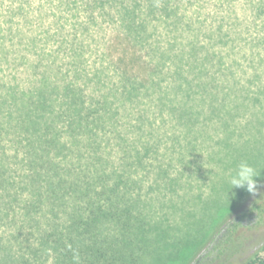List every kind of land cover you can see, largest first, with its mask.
I'll list each match as a JSON object with an SVG mask.
<instances>
[{
    "label": "rangeland",
    "instance_id": "374dc122",
    "mask_svg": "<svg viewBox=\"0 0 264 264\" xmlns=\"http://www.w3.org/2000/svg\"><path fill=\"white\" fill-rule=\"evenodd\" d=\"M30 95L48 98L59 175L65 166L67 182L113 189L82 264H164L183 247L189 257L249 195L229 182L240 162L264 188V0H0V119L15 126L3 113L16 117ZM13 129L0 135V245L32 198L24 140L13 143L26 133ZM11 183L19 193L8 210ZM65 214H36L28 249L9 244L0 264H53L54 244L28 253L46 232L66 231ZM250 236L264 241V225ZM245 244L228 264L254 256Z\"/></svg>",
    "mask_w": 264,
    "mask_h": 264
},
{
    "label": "trees",
    "instance_id": "16d2710c",
    "mask_svg": "<svg viewBox=\"0 0 264 264\" xmlns=\"http://www.w3.org/2000/svg\"><path fill=\"white\" fill-rule=\"evenodd\" d=\"M198 64L202 66L203 62L198 61ZM178 71H181V69L176 70L175 74H181ZM196 77L197 73L195 75V78ZM188 83L191 88L192 80L188 79ZM41 92L42 91H38L36 94L40 95ZM13 96L15 97V95ZM13 96L11 100L14 106L17 105L18 101ZM32 96L33 95H30L25 99L26 101L22 103L23 107H20L16 117L12 116L13 114L11 113H3L5 115L4 117L7 116L9 119L16 121L15 126H9V122L11 121L8 122L6 119L1 120L2 117L0 119V135L4 133L7 135L6 138H8L13 128V131L20 130L26 133L24 136L26 137L25 139H20V136L16 135L13 143L17 146H21L24 140L25 155L23 160L24 163L29 161L28 165L32 169V173L28 177L31 179V182L24 185V188H27L32 194V198H28V200L24 201L22 208L23 216L20 214L21 217L16 218L19 223L14 222V224H17L18 228L10 235V239L6 244L0 245V252H2L3 262L11 260L9 255V244H17L20 250H22L21 248H27V244L29 243L28 237L32 236L30 232L33 228L29 225L31 223L30 220H32L37 226L36 228H38L41 221L40 218H36V214H40L43 219L48 215L50 217H57V212L61 208L66 213V231L59 233L54 230L51 233L46 232L44 235H41L40 238L37 239L40 244L39 249L36 248L33 251H29L28 255L33 258L37 256L35 259H38L42 255V253L39 254L38 250L43 249V245L54 244L53 250L55 255H53V257L55 260L53 264H78L77 259L81 258L79 253L82 252V254L87 255L88 252H90L92 254L95 249V241L92 240L91 230L95 228L99 219H106L111 215L114 209V202L112 201L113 189L106 187L105 189L100 188V191H95L91 183L89 184V180L88 182L81 183L82 185L76 181V183L67 182L68 179L66 176L72 172L65 166L60 167L66 171V173H64L66 176H63L64 174L59 175V172H61L59 170L60 168L50 157L51 148L53 143L56 142L57 136H52V134L46 132L51 126L46 124L48 118L45 117V113H43L45 111H50V109L45 107V105H48L46 103L48 98L46 97L43 102H40L39 99H35L36 97L34 98ZM21 101L22 100H20V102ZM2 112L3 111H0V114ZM59 115L60 113H55L54 116ZM40 121L43 123H40ZM71 124L73 123L71 122ZM37 128H43L42 130L45 131L38 132ZM27 134L29 138H27ZM71 137L74 141L73 145H77L78 140L75 136ZM62 149H65V147ZM38 152L42 153V155H38ZM29 158H31V160ZM33 158H35L36 162L32 161ZM24 168L26 169V166H24ZM1 170L2 169H0V171ZM98 172L102 174L106 173L104 170ZM43 173L47 176L46 179H43ZM1 176H3V171L2 173L0 172V182H3ZM100 178L103 179V177ZM117 178L119 183L122 182L121 176H117ZM7 187H13L12 183L7 184ZM13 188L15 193H10L8 191L7 199L9 201L4 203V205L9 208L8 210L12 208V204L19 193L17 186ZM20 190L23 189L21 188ZM246 196L240 208L234 210L224 221H220L216 224L217 228H215L217 231L215 236L207 242L205 247L204 241L199 247H197L198 245L196 246L195 250H193V254L189 255V257L187 255V253H189L187 248L185 252L184 247L178 248L180 250H175V253L171 254L170 259L165 258L169 263L165 261L164 264H177L179 259H181V264H228L230 259L235 254H238L243 246L246 245L245 243L256 245V249L258 250L255 252L254 256L251 255L252 257L249 256L240 263L237 262V264H264V241L260 239L257 240L250 236V234H257L259 227L264 225V188L258 187L256 195L249 194ZM42 207L46 208L45 211L42 210ZM11 224L13 225L12 222ZM86 234L91 235L90 238H88L90 240L84 239L87 238ZM215 239H219V243L212 245ZM258 243L259 245H257ZM47 249L52 250L51 247ZM46 251L47 250H44V252ZM211 254H213L212 257ZM259 255H261V257H258ZM223 258L225 260L224 262H222ZM89 259V257L85 259L86 264L98 263H94L92 260L89 261ZM18 260L21 262L27 261L25 255L19 256ZM82 262L83 259L80 264H82ZM14 263L15 262H10L9 264Z\"/></svg>",
    "mask_w": 264,
    "mask_h": 264
},
{
    "label": "clouds",
    "instance_id": "9594fccd",
    "mask_svg": "<svg viewBox=\"0 0 264 264\" xmlns=\"http://www.w3.org/2000/svg\"><path fill=\"white\" fill-rule=\"evenodd\" d=\"M258 176L259 174L252 165L242 161L237 165L234 174L230 177L231 189H244L249 194L256 195L258 188L256 177Z\"/></svg>",
    "mask_w": 264,
    "mask_h": 264
}]
</instances>
